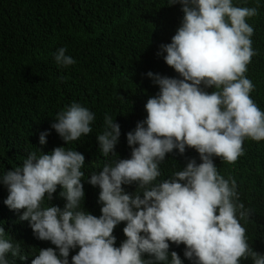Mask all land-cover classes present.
Here are the masks:
<instances>
[{
	"label": "clouds",
	"instance_id": "1",
	"mask_svg": "<svg viewBox=\"0 0 264 264\" xmlns=\"http://www.w3.org/2000/svg\"><path fill=\"white\" fill-rule=\"evenodd\" d=\"M177 4L184 14L181 25L157 55L166 53L165 63L179 78L147 73L159 92L145 104L146 119L127 133L131 158L106 163L87 180L100 189L99 217L80 206L85 156L79 151L57 146L50 154L31 152L22 166L0 175L9 193L4 203L24 210L20 219L38 239L56 246L41 249L31 264H69L70 249L77 247L72 264H183L176 251L169 253V242L185 245L184 257L193 264H240L249 258L264 264L239 222H247L251 210L240 201L237 181L220 175L213 161L219 157L234 164L245 154L246 139L264 141V111L250 98L255 85L245 75L258 54L247 20L259 15V5L169 0V6ZM65 53L64 47L57 50V65H74ZM94 119L93 112L73 102L57 113L51 128L68 144L89 135ZM47 135L40 134L41 145ZM120 135V125L105 113L104 130L96 137L105 157L117 155ZM186 148L195 149L201 162L191 158L182 170L158 180L166 154L175 149L183 155ZM134 183V193L122 187ZM57 185L63 188V209L45 207V195L51 200ZM121 222H126V239L116 247L113 232ZM20 251L0 226V264H10L8 253L26 259Z\"/></svg>",
	"mask_w": 264,
	"mask_h": 264
},
{
	"label": "trees",
	"instance_id": "2",
	"mask_svg": "<svg viewBox=\"0 0 264 264\" xmlns=\"http://www.w3.org/2000/svg\"><path fill=\"white\" fill-rule=\"evenodd\" d=\"M233 4L259 5V15L247 20L254 28L252 48L258 54L252 57L245 75L255 85L250 98L264 111V0H233ZM183 15L181 6H169V0H0V175L22 166L31 152L50 154L57 146L79 151L85 156L81 168L85 197L80 206L99 217L100 189L87 180L106 163L131 158L127 133L146 119L145 104L159 92L147 73L179 78L165 63L166 53H157L161 45L171 42ZM61 47L76 61L74 65H57L54 57ZM213 90L206 89L209 93ZM73 102L88 108L95 119L89 135L65 144L51 124L57 113ZM105 113L121 128L117 155L107 157L96 138L104 130ZM45 131L49 135L41 145L39 137ZM243 149L245 154L234 164L219 157L213 161L225 179L229 175L236 179L240 201L251 210L248 221L239 222L246 229L249 246L264 255V141L246 139ZM191 158L201 162L191 148L183 155L175 149L166 154L158 180L182 170ZM122 187L134 193L137 186ZM62 191L57 185L51 200L46 194L44 206L63 209L66 200ZM8 194L0 183V226L6 238L20 245V255L26 259L13 258L11 253L7 258L10 264H31L41 249L56 246L38 239L29 222L20 219L24 210H11L4 203ZM125 226L126 222H121L114 229L116 247L126 239ZM169 244V253L176 251L183 264H193L184 257L185 245ZM78 251V247L70 249L69 264ZM240 264H252V260Z\"/></svg>",
	"mask_w": 264,
	"mask_h": 264
}]
</instances>
